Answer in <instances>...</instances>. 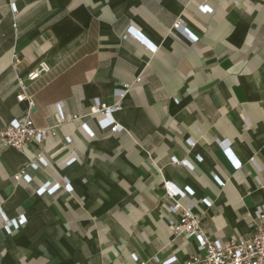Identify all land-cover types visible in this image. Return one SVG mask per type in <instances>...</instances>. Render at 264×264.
I'll list each match as a JSON object with an SVG mask.
<instances>
[{"label": "crops", "instance_id": "0c3cea01", "mask_svg": "<svg viewBox=\"0 0 264 264\" xmlns=\"http://www.w3.org/2000/svg\"><path fill=\"white\" fill-rule=\"evenodd\" d=\"M16 52L21 76L49 65L27 94L34 126L59 127L0 151V264H184L202 250L167 226L165 182L209 238L251 234L264 206V0H0V128L26 109ZM136 78L112 134L89 110Z\"/></svg>", "mask_w": 264, "mask_h": 264}, {"label": "built area", "instance_id": "2783aa9c", "mask_svg": "<svg viewBox=\"0 0 264 264\" xmlns=\"http://www.w3.org/2000/svg\"><path fill=\"white\" fill-rule=\"evenodd\" d=\"M16 28V25L14 26ZM172 30H179L183 33L180 21H176L171 28ZM142 45L149 46L145 39L133 34ZM189 39L192 37L188 36ZM153 50L152 48H150ZM10 69L15 76L16 86L19 88V93L16 96L17 102H25L26 109L21 117L5 123L0 128V151L3 148H12L17 151H26L43 145L51 137L57 135L56 130L59 124H56L50 129L36 128L32 121V114L34 111V102L31 96L27 94V84L33 83L41 76L50 72L49 65L41 61L30 71L21 76V65L23 58L20 54L12 53ZM140 84V78H136L129 85H124L121 89H113L112 99L114 100L111 105L97 102L89 110L88 115L101 116L102 126L109 129V132L114 134L120 131L114 119V114L117 113L122 107V98L134 86ZM83 117L72 116L65 121H81ZM81 127H85L83 123ZM69 138L66 139L68 143ZM217 145L224 151L228 160H230L233 168L239 170L241 164L232 156L229 149V142L220 141ZM70 162V161H68ZM253 162V160H252ZM43 164V156L40 151H35L34 156L30 159L28 166L31 169H36L38 165ZM25 176V171H20L16 176L17 180ZM47 186V185H46ZM223 186V184H221ZM59 188L58 185L53 186L47 192L51 194L55 189ZM165 194L170 201L166 206V210L171 218L167 221V226L172 231L175 237H192L198 241L199 248L202 250L201 254L191 255L184 262V264H264V206L261 205L251 215L250 219L255 223L254 230L250 235L245 238L232 239L229 242H222L217 239L209 238L203 226L201 225V216L196 212L193 202L182 204L181 199L185 197V193L177 190L170 182H165L163 185ZM46 187L41 188L44 191ZM16 226L14 221L7 222L5 227Z\"/></svg>", "mask_w": 264, "mask_h": 264}]
</instances>
